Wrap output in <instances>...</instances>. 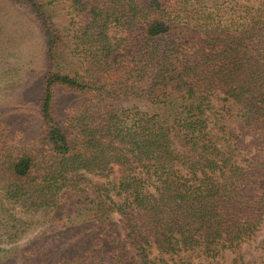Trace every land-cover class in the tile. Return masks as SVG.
<instances>
[{
	"label": "trees",
	"instance_id": "trees-1",
	"mask_svg": "<svg viewBox=\"0 0 264 264\" xmlns=\"http://www.w3.org/2000/svg\"><path fill=\"white\" fill-rule=\"evenodd\" d=\"M216 1L66 0L64 36L18 0L47 70L36 141H0V187L31 215L25 251L0 264H248L264 228V0ZM67 37L82 72L57 68ZM59 93L85 102L60 113Z\"/></svg>",
	"mask_w": 264,
	"mask_h": 264
},
{
	"label": "rangeland",
	"instance_id": "rangeland-1",
	"mask_svg": "<svg viewBox=\"0 0 264 264\" xmlns=\"http://www.w3.org/2000/svg\"><path fill=\"white\" fill-rule=\"evenodd\" d=\"M49 1L51 0H37L52 29L65 36L69 28L67 2L66 0ZM233 1H237L239 5L247 1V7L254 9L259 0H217L218 10L222 11L226 3L231 5L232 9L237 8L236 5L234 7ZM223 17L227 18L228 15ZM71 49L67 37L64 45L59 52L57 51L58 55L55 58L57 68L64 72H68V69L82 72V68L76 62H71ZM46 66L41 33L33 15L18 0H0V141L14 140L28 145L36 141L39 82L46 74ZM84 102L85 100L79 96L70 97L62 93L56 96V105L60 113L65 112L69 107L76 108ZM124 103L132 104L127 101ZM243 138L245 141L248 140L247 137ZM84 177L85 182L103 183V179L94 175H84ZM0 206V234L4 232L0 236V256L7 257L5 252L12 251L10 247H13L17 254H22L26 242L30 239L23 225L30 220L31 215L23 213L20 205H11L1 187ZM110 218L113 221L117 220L115 215H111ZM3 224L7 226L11 224V228L2 229ZM118 230L122 234L119 225ZM10 237L19 240L9 241ZM263 237L264 228L240 249L245 263H264V255L255 250L257 241ZM233 256L232 253H224L223 259L218 260V264H230ZM14 259L15 261L11 260L6 264H20L19 257Z\"/></svg>",
	"mask_w": 264,
	"mask_h": 264
}]
</instances>
